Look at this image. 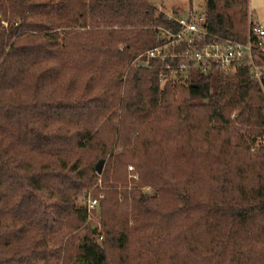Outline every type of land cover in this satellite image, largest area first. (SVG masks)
Here are the masks:
<instances>
[{"label": "trees", "instance_id": "trees-1", "mask_svg": "<svg viewBox=\"0 0 264 264\" xmlns=\"http://www.w3.org/2000/svg\"><path fill=\"white\" fill-rule=\"evenodd\" d=\"M158 10L0 0V264H264V48L259 81H183L176 59L138 62L179 31ZM204 15L211 42L256 24L249 0ZM98 176L101 230L83 202Z\"/></svg>", "mask_w": 264, "mask_h": 264}, {"label": "built area", "instance_id": "built-area-1", "mask_svg": "<svg viewBox=\"0 0 264 264\" xmlns=\"http://www.w3.org/2000/svg\"><path fill=\"white\" fill-rule=\"evenodd\" d=\"M179 25V31L161 30L159 38L165 40L163 46L147 51L138 58L141 65L149 66L152 60H178L175 69L167 63L172 75H180L182 80L202 77L212 73L232 75L245 66L250 67L253 78L260 80L261 70L257 66L253 51L264 48V28L255 24L245 44L229 41H210L204 14L190 12L182 17H171ZM90 208L98 205V200L90 199Z\"/></svg>", "mask_w": 264, "mask_h": 264}, {"label": "rangeland", "instance_id": "rangeland-1", "mask_svg": "<svg viewBox=\"0 0 264 264\" xmlns=\"http://www.w3.org/2000/svg\"><path fill=\"white\" fill-rule=\"evenodd\" d=\"M159 9L157 14L160 12L166 13L171 17H182L186 13L195 12L198 14H204L206 12V0H150ZM249 11L253 17L256 24L264 28V0H249ZM193 79L197 80L198 77L194 76ZM236 116V115H235ZM259 143V142H258ZM258 143L255 144V148H258ZM134 169L132 166L128 168V187L131 188L132 181H138L139 178L134 174ZM98 175V174H96ZM97 183L90 188L87 195L83 197V202L87 206L88 210V220L87 224L92 225L93 228L101 230L99 218H100V205L96 206L94 209L90 208V199H93L95 188L98 186L100 190L103 189V182L101 176L97 177ZM98 199L101 201L104 199L103 193H98ZM102 242V238L99 239Z\"/></svg>", "mask_w": 264, "mask_h": 264}, {"label": "water", "instance_id": "water-1", "mask_svg": "<svg viewBox=\"0 0 264 264\" xmlns=\"http://www.w3.org/2000/svg\"><path fill=\"white\" fill-rule=\"evenodd\" d=\"M101 169V167H99Z\"/></svg>", "mask_w": 264, "mask_h": 264}]
</instances>
